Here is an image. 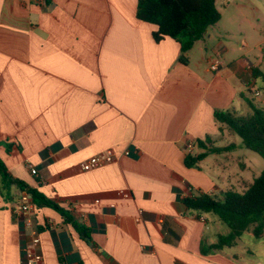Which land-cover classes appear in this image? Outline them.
<instances>
[{
	"label": "crops",
	"instance_id": "obj_1",
	"mask_svg": "<svg viewBox=\"0 0 264 264\" xmlns=\"http://www.w3.org/2000/svg\"><path fill=\"white\" fill-rule=\"evenodd\" d=\"M236 3L215 0L220 19L182 63L176 40L155 41L156 26L135 17L137 0H0V159L91 230L87 243L55 210L37 208L44 264H264V235L248 228L232 245L209 249L228 227L181 200L242 192L264 169L214 118L216 109L248 113L243 96L259 74L243 57L224 60L230 48L220 35L233 28H210L231 10L247 46L240 23L256 18ZM205 137L223 149L186 166V154L207 150L198 144ZM106 148L113 161L81 169ZM10 193L0 194V264H21L27 231L12 213L20 191L11 185Z\"/></svg>",
	"mask_w": 264,
	"mask_h": 264
},
{
	"label": "trees",
	"instance_id": "obj_2",
	"mask_svg": "<svg viewBox=\"0 0 264 264\" xmlns=\"http://www.w3.org/2000/svg\"><path fill=\"white\" fill-rule=\"evenodd\" d=\"M44 2L48 3L49 0ZM135 17L156 26L152 32L155 41L165 36L176 40L179 44L178 59L182 63H187L185 53L195 41L204 36L209 26L218 22L221 14L216 8L215 0H137ZM243 97L250 109L248 113L240 114L233 108L216 109L214 118L235 133L245 148L264 158V108L256 106L249 98ZM207 139L205 137L204 141L199 140L198 144L207 147L205 141L210 142ZM4 145L9 152L11 144L4 142ZM222 149L212 146L196 155L186 154L184 164L188 167L196 166L208 152ZM11 185L17 187L20 192L28 193L36 209L52 208L59 214L63 223L69 224L74 229L79 238L87 243L91 241L89 226L38 188L13 177L0 159V194L5 200L12 198ZM181 200L188 210L198 213L212 212L228 227V233L218 236L217 241L208 246L209 249L232 245L248 228L256 238L264 235V169L253 177L242 192L229 189L222 191L220 197L201 192L183 197Z\"/></svg>",
	"mask_w": 264,
	"mask_h": 264
},
{
	"label": "rangeland",
	"instance_id": "obj_3",
	"mask_svg": "<svg viewBox=\"0 0 264 264\" xmlns=\"http://www.w3.org/2000/svg\"><path fill=\"white\" fill-rule=\"evenodd\" d=\"M239 0H229L231 5L230 9H233L234 5H237ZM244 1L246 11L255 16L256 20L252 24L246 23L242 21L240 26L243 27L244 30V37L247 41V46H242L239 43V36L237 33V23H235V19H233L231 10L229 12L223 13V19L216 25L210 27L212 32L221 25H225L233 28L236 32L233 33V36L221 34L220 38L228 43L230 50H227L223 53V57L225 61L232 60L238 57H243L247 62L254 64L257 66L259 74L256 75L255 81L253 84V91L258 89L260 94L255 96L253 91L246 92V96L253 101L257 106L264 108V0H241ZM249 6V7H247ZM219 8H221L218 5ZM216 38L214 41L209 45L212 47L215 44ZM237 109L239 112L243 111L244 108L240 106L239 100L237 101ZM244 103V101H243ZM245 105V103H244ZM246 109V107H245ZM249 111V107H248ZM226 127V126H224ZM236 135V134H235ZM237 137V136H236ZM243 151L246 152L243 156L244 159L251 158L253 161L259 160L261 163H264V158L258 155L256 152L249 150L243 146Z\"/></svg>",
	"mask_w": 264,
	"mask_h": 264
},
{
	"label": "built area",
	"instance_id": "obj_4",
	"mask_svg": "<svg viewBox=\"0 0 264 264\" xmlns=\"http://www.w3.org/2000/svg\"><path fill=\"white\" fill-rule=\"evenodd\" d=\"M220 64L221 60L218 55L211 57L210 69L216 70ZM253 94L255 96L259 95V91L255 89ZM121 153L128 155L130 151L128 148H124ZM115 156L116 153L112 148H106L86 158L81 162L80 167L82 170L96 168L113 161ZM26 165L31 173H36V169L31 163L27 162ZM35 212L36 208L29 194L21 191L16 203L12 206V213L15 217L19 218L23 230L25 229L27 231L24 234L27 238L20 246L21 264H44L43 257L38 251L40 236L35 220Z\"/></svg>",
	"mask_w": 264,
	"mask_h": 264
}]
</instances>
